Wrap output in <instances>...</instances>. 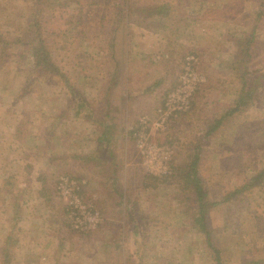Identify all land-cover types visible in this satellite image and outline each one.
Here are the masks:
<instances>
[{
    "label": "rangeland",
    "instance_id": "obj_1",
    "mask_svg": "<svg viewBox=\"0 0 264 264\" xmlns=\"http://www.w3.org/2000/svg\"><path fill=\"white\" fill-rule=\"evenodd\" d=\"M38 34L71 91L34 67L28 49ZM187 57L199 78L190 110L164 133L150 129L139 150V119L155 117ZM106 128L119 138L115 164L102 160L112 153ZM66 144L71 168L44 184L46 203L26 204L16 190L30 181L38 190L43 151ZM198 153L221 264H264V178L224 201L264 169V0H0V264H217L183 179ZM164 160L172 175H150ZM61 177L99 210L94 231L72 228L55 192ZM20 210L44 219L46 233L39 221L20 232Z\"/></svg>",
    "mask_w": 264,
    "mask_h": 264
},
{
    "label": "built area",
    "instance_id": "obj_2",
    "mask_svg": "<svg viewBox=\"0 0 264 264\" xmlns=\"http://www.w3.org/2000/svg\"><path fill=\"white\" fill-rule=\"evenodd\" d=\"M194 61V57L185 59L184 70L179 77L178 83L175 89L168 94L162 106L157 109L156 115L152 119L154 121L146 116L139 119L133 132L136 148L139 150L145 148V141L149 136L150 129L155 128L158 133H164L174 119L189 110L191 99L199 83L198 75L191 69V64ZM167 147L165 146V150L161 149V152H169ZM149 150L155 152V148H149ZM169 155L170 153H168V159ZM149 173L157 177H167L170 174L169 161H162L157 174L151 171ZM55 192L58 197L67 201L65 212L75 231L87 233L97 229L101 223L100 213L92 202L83 201L79 195L80 187L75 180L67 177L59 178Z\"/></svg>",
    "mask_w": 264,
    "mask_h": 264
},
{
    "label": "trees",
    "instance_id": "obj_3",
    "mask_svg": "<svg viewBox=\"0 0 264 264\" xmlns=\"http://www.w3.org/2000/svg\"><path fill=\"white\" fill-rule=\"evenodd\" d=\"M28 50H29V53L33 59V64H34L35 68L41 69L45 73H49V74L57 76L58 78H60L64 81V83L68 86L70 91L72 90V88L68 84V81L65 80V78H66L65 74L62 73L60 71L59 67L54 62L51 61L49 50H48L47 45H46L45 41L43 40V37L41 34L36 35V39L31 41V47H29ZM193 98H194V96H193ZM193 98L191 99L190 108L192 105ZM240 106H241V98L238 99V101L236 102V104L233 108L229 109L225 113V115L221 118V120H224L225 118L236 113L238 111V109L240 108ZM81 108H82V106L78 107L79 110ZM190 108H189V110H190ZM221 120L218 121V123H217L218 125H219V123H221ZM214 130H215V127L210 128V130L207 132V134H211ZM107 133L109 134L108 128H106L104 135H106ZM198 162H199V153L193 155V157L190 159L189 164L184 169L183 179L185 176V179L190 181L191 187H192L193 192L195 193V196H196V203H197L198 208H199L198 209V217H193V222H194V224L197 225L199 231L205 235L207 242H208V246L216 254L217 264H221L219 252H218L216 246L214 245V243L212 241L211 230L209 229L208 224H207V214H208L209 208L211 206H215L216 203L210 204V203H208V201H206V193L203 189L201 180L197 174ZM169 171H170V174L167 177H170L172 175V168L170 165H169ZM263 178H264V169L259 174H257L256 177L252 178L247 184L243 185L240 188L235 189L232 192H229L226 195L224 201L228 202L232 198L237 197L239 195H242L243 192L249 191L250 188L253 187V185H255L260 179L262 180ZM78 185H79V183H78ZM79 187H80V185H79ZM79 195H80V192H79ZM64 213L67 215L65 210H64Z\"/></svg>",
    "mask_w": 264,
    "mask_h": 264
},
{
    "label": "crops",
    "instance_id": "obj_4",
    "mask_svg": "<svg viewBox=\"0 0 264 264\" xmlns=\"http://www.w3.org/2000/svg\"><path fill=\"white\" fill-rule=\"evenodd\" d=\"M16 130L14 129V132H15ZM108 135H106V140H110V145L112 146V153L110 154L108 151H106V149L105 150H103V149H100V148H98V146H94V148H96V150L98 151V152H102V150H103V156H102V160H104V159H113L114 158V155H115V150H116V143H118V141H119V138L118 139H114L113 137H112V135L108 138L107 137ZM48 140H49V138H47ZM105 138L104 137H102V139L101 140H104ZM118 140V141H117ZM115 141H117L116 143H115ZM49 143H50V141H49ZM48 143V144H49ZM114 145H115V147H114ZM49 146H50V144H49ZM115 149H114V148ZM69 146H67V144L66 145H64L63 147H61V149L59 150L58 149V151H57V153H56V155H54V150H51V152L49 151V150H47V151H43L44 152V160H45V162L43 163V168L42 169H40V171H38L37 173H36V178L34 179L35 181H36V183L38 184V190H35L33 187H32V182L30 181V182H28V183H26V184H23V185H21V186H19L18 188H19V190H16V191H20V193L21 194H23V195H25L26 197V200H25V202H26V204H28V202L29 201H31V203L30 204H43L44 202L46 203L47 202V197L44 195L45 193H44V191H43V188H44V184L46 183V182H48L49 181V179L52 177V175L53 174H55V172H61L62 170H64V168H66V166H67V169H69V168H71V166L69 165V161H68V158L70 157L68 154V152H69ZM108 150V149H107ZM49 152H50V154H51V157L49 156ZM75 153H77L76 151H75ZM94 153V155H95V153H96V151H95V149H94V152L92 151L91 152V154H93ZM81 154V158L82 159H84V152H83V154L82 153H80ZM76 155V154H75ZM113 156V157H112ZM93 158H96L95 156H93ZM115 160V158L113 159V161ZM63 162V163H62ZM61 163V164H60ZM116 163H117V161H116ZM114 164H115V161H114ZM112 165V164H111ZM77 166V165H76ZM76 166H74V168H73V171H75L76 173H74L73 171H72V173L73 174H76L77 176L80 174L79 172H81V171H76V168H78V167H76ZM26 169H29V168H26ZM28 171V170H27ZM103 172H104V170H102ZM97 172H98V170H97ZM113 174L115 173V171H113L112 172ZM75 175V176H76ZM98 175H99V172H98ZM33 176V174H29V175H27L26 174V177H32ZM31 179V178H30ZM113 181H111L110 183H112ZM90 186H91V184H90ZM98 189L101 191V189H102V187H98ZM1 196V195H0ZM15 195H10V197H14ZM99 196H103V194H101V195H99ZM106 196V195H105ZM12 199L10 198V201H11ZM23 204V203H22ZM22 209V208H21ZM48 209H51L50 207L48 208ZM52 210V209H51ZM53 211V210H52ZM20 212V215H21V210L19 211ZM33 212L34 211H26V212H23L22 213V215L20 216V218H19V215H18V218H15L16 220L17 219H21V222L22 223H24L23 224V227H22V231H20V232H22V233H25L26 235L27 234H30V232L33 230V228H31V226H28V225H26L28 222H30V224L33 222V221H39V222H41L40 224H38V226L39 227H44V233H46V230H45V222H44V219H39V220H37V219H35V218H32V219H30V217L33 215ZM17 214H19V213H17ZM43 222H44V224H43ZM44 225V226H43ZM24 230V231H23ZM35 234H38V235H40L36 230H35V232H34ZM41 236V238H43L44 239V237H45V235H40ZM43 242V241H42ZM86 251V249H83V252H85Z\"/></svg>",
    "mask_w": 264,
    "mask_h": 264
}]
</instances>
